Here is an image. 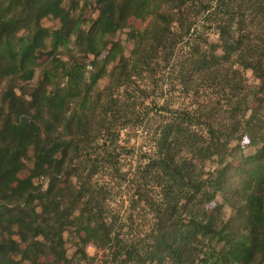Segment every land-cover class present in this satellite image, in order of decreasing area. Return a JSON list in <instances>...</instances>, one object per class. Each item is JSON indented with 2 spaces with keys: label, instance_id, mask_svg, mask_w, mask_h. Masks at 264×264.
I'll return each mask as SVG.
<instances>
[{
  "label": "trees",
  "instance_id": "trees-1",
  "mask_svg": "<svg viewBox=\"0 0 264 264\" xmlns=\"http://www.w3.org/2000/svg\"><path fill=\"white\" fill-rule=\"evenodd\" d=\"M94 1L0 0V264H264V0Z\"/></svg>",
  "mask_w": 264,
  "mask_h": 264
},
{
  "label": "rangeland",
  "instance_id": "rangeland-1",
  "mask_svg": "<svg viewBox=\"0 0 264 264\" xmlns=\"http://www.w3.org/2000/svg\"><path fill=\"white\" fill-rule=\"evenodd\" d=\"M72 1H77L78 2V8L77 11L78 13L82 14V19L84 21V25L86 27H88L90 25V23L97 18L98 16V12L94 9V0H65V4L66 5H70L72 3ZM43 24L47 27H57L58 26V22L53 21L51 19H45L43 21ZM148 24V21L142 20V19H135V18H131L129 20V28L119 32L117 34V39L121 40L124 47H125V52L127 57H129L132 53L134 44L132 41L128 40V33L131 29H143L144 27H146ZM212 39L214 41H217V36L213 35ZM102 58L104 57V54H102L101 56ZM47 60V56H41L39 58V63L42 64ZM35 72V78L38 77V75L40 74V69L37 67L34 69ZM246 75L248 77L249 83L252 85H257L258 82L256 81V79L252 76L250 71L246 72ZM105 80L103 82H101L100 84V88H102L105 85ZM27 117V116H26ZM28 118V117H27ZM30 118H28L27 123L29 122ZM122 145L127 146L128 148H133L134 150H137L138 147L140 146L141 140L139 139H131L129 141H126L125 139V135L122 134ZM239 146L240 148L243 149V152L246 154H250L253 153L257 148L256 147H251L250 143L247 139H244L242 141L239 142H234L232 144V148L233 147H237ZM123 152V151H121ZM124 154L120 157L122 163L124 161V159H126V155H125V151L123 152ZM228 161L234 165H237V162L231 158L228 159ZM25 163L26 166L24 169H22L19 173V177L22 179H26L29 180L31 182H33L34 184L36 183H42V181L40 179H38L35 175H33L30 171L31 169V161H30V157H27L25 159ZM217 167L216 163L211 161L207 163V168H215ZM222 200L221 196H218V198L216 199V201L214 203H212L209 207L212 209L215 207V205L217 203H220ZM87 238V233L86 232H81L80 234H77L76 232V227L73 226H69L68 228H66L65 232H64V239L66 241V255L67 257H71L69 259L74 261V264H89L90 261H93L94 264H99V263H104V264H112V262H110V258L107 257V254L105 251H103L102 249L98 248L95 244L93 243H88L87 245H85V247H83L87 253V257L88 259L84 260V261H80L81 257L77 254L78 250H79V244H82L81 239ZM93 258V260H92ZM32 264V263H31ZM46 264H56L55 262L50 263L47 262ZM60 264H64L63 262Z\"/></svg>",
  "mask_w": 264,
  "mask_h": 264
},
{
  "label": "crops",
  "instance_id": "crops-1",
  "mask_svg": "<svg viewBox=\"0 0 264 264\" xmlns=\"http://www.w3.org/2000/svg\"><path fill=\"white\" fill-rule=\"evenodd\" d=\"M68 258H71L70 256ZM56 261V257L54 254H48L46 256L39 257L35 263L25 261L23 264H46L47 262L53 263ZM78 264V263H77Z\"/></svg>",
  "mask_w": 264,
  "mask_h": 264
},
{
  "label": "water",
  "instance_id": "water-1",
  "mask_svg": "<svg viewBox=\"0 0 264 264\" xmlns=\"http://www.w3.org/2000/svg\"><path fill=\"white\" fill-rule=\"evenodd\" d=\"M27 120H28V118L26 116H22L21 117V124L22 125H27Z\"/></svg>",
  "mask_w": 264,
  "mask_h": 264
}]
</instances>
